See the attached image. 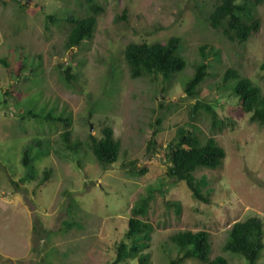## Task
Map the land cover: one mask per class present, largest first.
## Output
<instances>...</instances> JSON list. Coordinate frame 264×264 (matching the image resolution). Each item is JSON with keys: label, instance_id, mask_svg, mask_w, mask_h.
Returning <instances> with one entry per match:
<instances>
[{"label": "rangeland", "instance_id": "1", "mask_svg": "<svg viewBox=\"0 0 264 264\" xmlns=\"http://www.w3.org/2000/svg\"><path fill=\"white\" fill-rule=\"evenodd\" d=\"M218 2L0 0V264H112L132 209L149 193L150 209L142 219L154 228L146 251L150 264L176 259L171 236L186 231L209 232L211 258L222 255L229 264H249L223 248L236 222L257 217L264 226V125L250 120L232 94L233 83L222 86V77L238 69L264 96V5L257 10L260 32L239 44L209 26ZM92 5L103 9L92 38L67 51L69 27L56 26L71 16L87 17ZM47 15L57 20L51 31L45 28ZM175 36L181 38L187 67L169 88L161 79L130 77L124 60L128 44L166 43ZM201 47H206L210 76L200 95L190 98L184 86ZM19 63L24 66L20 78ZM68 67L75 76L72 84L62 70ZM200 100L225 123L217 130L208 115L198 122L204 136L214 137L226 151L220 168L194 174L206 179V202L167 175L163 152L147 154L154 134L165 148ZM106 124L122 146L119 160L105 167L91 151L90 135L99 138ZM67 129L72 141L79 139L75 150L62 140ZM144 167L147 173L141 175ZM45 171L51 174L42 182ZM166 201L177 203L181 212ZM183 264L204 263L190 259ZM258 264H264V250Z\"/></svg>", "mask_w": 264, "mask_h": 264}, {"label": "trees", "instance_id": "2", "mask_svg": "<svg viewBox=\"0 0 264 264\" xmlns=\"http://www.w3.org/2000/svg\"><path fill=\"white\" fill-rule=\"evenodd\" d=\"M264 5V0H219L214 10L208 17L209 26L220 31L230 42L244 44L252 35L260 32L261 19L258 15V7ZM103 9L99 5H92L90 15L85 18L71 16L56 26L57 20L53 15H47L45 28L51 31L52 26L58 29L69 27L66 34L65 49L73 51L84 41L92 38L97 18ZM126 19L125 15L120 17ZM181 38L171 37L166 43H130L124 49V60L130 77L134 80L149 78L152 82L161 79L163 86L169 88L172 81L177 78L187 67L184 52L181 53ZM206 47H201L200 59L194 64L195 72L186 80L184 93L190 98L200 95L201 85L210 76V65L205 54ZM184 51V48H183ZM8 66L5 60L1 61ZM16 76L20 78L24 69L19 63ZM65 81L72 84L74 75L70 67L63 69ZM229 82L232 85V94L238 97L241 109L250 115V120L264 125V96L260 89L250 79L242 78L239 70L230 68L222 77V86ZM165 91V88H163ZM7 95V93H6ZM31 118H37L33 113H27ZM189 121L179 126L175 138L165 148L158 146L156 133L149 141L147 154L156 156L163 152L167 163V175L175 182H185L193 197L201 202L208 201L203 192L206 179L197 180L195 172L200 169L216 170L223 165L226 151L217 143L214 137H205L198 124L200 117L208 115L212 127L220 130L225 127L224 121L219 119L217 111L206 102L197 101L189 110ZM69 123L68 120L62 119ZM161 121V120H160ZM160 125V122L158 123ZM62 140L70 150H75L79 139L72 141L71 131L67 129L62 133ZM91 151L102 166H110L119 160L121 153V141L116 138L114 128L104 125L100 137L90 135ZM74 142V143H73ZM29 155L24 153L23 165L29 164ZM147 167L140 172L147 173ZM51 171L44 172L42 182L49 179ZM165 200V199H164ZM152 193L141 197L132 209V216L128 222L125 240L117 247L116 258L112 264H123L128 260H137L138 264H150V256L146 251L150 248L153 226L142 218L147 217ZM169 207L181 212L177 203L166 201ZM126 240L130 241L127 243ZM264 226L261 219L251 217L245 221L236 222L229 231L228 239L224 245V251L238 254L244 257L249 264H258L261 253L264 250ZM171 242L177 247L179 255L170 264H183L186 260L195 259L204 264H229L222 256L211 258L212 244L210 234L207 231L179 232L171 236Z\"/></svg>", "mask_w": 264, "mask_h": 264}, {"label": "water", "instance_id": "3", "mask_svg": "<svg viewBox=\"0 0 264 264\" xmlns=\"http://www.w3.org/2000/svg\"><path fill=\"white\" fill-rule=\"evenodd\" d=\"M92 129V128H91Z\"/></svg>", "mask_w": 264, "mask_h": 264}]
</instances>
